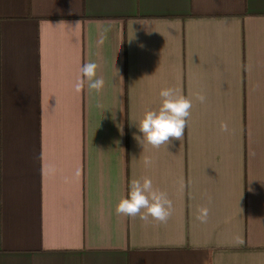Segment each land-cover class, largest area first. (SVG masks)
<instances>
[{
    "label": "crops",
    "instance_id": "crops-1",
    "mask_svg": "<svg viewBox=\"0 0 264 264\" xmlns=\"http://www.w3.org/2000/svg\"><path fill=\"white\" fill-rule=\"evenodd\" d=\"M169 87L183 140L143 149ZM145 176L166 224L116 214ZM0 264H264V0H0Z\"/></svg>",
    "mask_w": 264,
    "mask_h": 264
},
{
    "label": "clouds",
    "instance_id": "clouds-1",
    "mask_svg": "<svg viewBox=\"0 0 264 264\" xmlns=\"http://www.w3.org/2000/svg\"><path fill=\"white\" fill-rule=\"evenodd\" d=\"M79 22H77L78 24ZM145 25V30L150 34L152 28ZM104 42V36L100 37L99 43ZM99 65L95 62H87L80 68V76L74 83V91L80 93L87 85L89 91L100 93L105 85L103 77L97 75ZM121 87L123 79L121 78ZM195 99L200 103L206 102V96L202 92H196ZM161 103L156 109L147 110L137 126L139 133L135 135L137 143L144 149L145 144L151 145L155 149L161 146L172 144L173 140H183L185 128L191 115L193 106L192 99L186 97L182 92L175 88H163L159 92ZM98 108L103 109L102 104H97ZM113 119L115 114L113 113ZM121 135H123L122 124L118 125ZM220 129L228 132V124L222 122ZM143 163L146 167L153 165V160L145 156ZM180 189L184 188V180H179ZM251 190V189H250ZM211 203L212 197H208ZM116 214L135 219L139 218L145 224L156 222L166 224L171 218L174 205L168 194L155 187L151 177H141L133 179L129 185L127 197L121 198L116 206ZM210 209L206 206L198 208L196 219L201 223H206Z\"/></svg>",
    "mask_w": 264,
    "mask_h": 264
}]
</instances>
